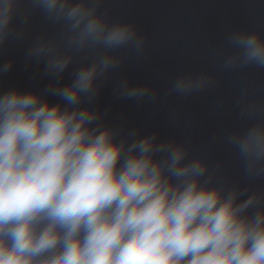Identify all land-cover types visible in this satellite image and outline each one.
Wrapping results in <instances>:
<instances>
[{
  "label": "clouds",
  "instance_id": "1",
  "mask_svg": "<svg viewBox=\"0 0 264 264\" xmlns=\"http://www.w3.org/2000/svg\"><path fill=\"white\" fill-rule=\"evenodd\" d=\"M108 5L0 0V264H264L261 88L236 80L242 125L219 130L207 148L114 116L98 103L109 84L114 102L153 104L219 80L183 72L161 93L128 79L124 66L146 56L148 36ZM13 48L44 87L4 85L20 62ZM209 54L226 75L264 71V31L234 29ZM218 143L238 178L212 159Z\"/></svg>",
  "mask_w": 264,
  "mask_h": 264
}]
</instances>
